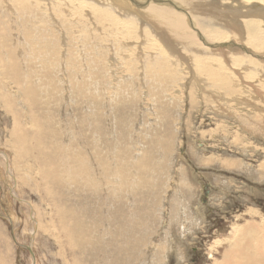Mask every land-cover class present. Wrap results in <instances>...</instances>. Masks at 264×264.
<instances>
[{
  "label": "rangeland",
  "instance_id": "374dc122",
  "mask_svg": "<svg viewBox=\"0 0 264 264\" xmlns=\"http://www.w3.org/2000/svg\"><path fill=\"white\" fill-rule=\"evenodd\" d=\"M82 1L0 0V264H264L263 17L258 58Z\"/></svg>",
  "mask_w": 264,
  "mask_h": 264
},
{
  "label": "bare ground",
  "instance_id": "6f19581e",
  "mask_svg": "<svg viewBox=\"0 0 264 264\" xmlns=\"http://www.w3.org/2000/svg\"><path fill=\"white\" fill-rule=\"evenodd\" d=\"M45 1V0H44ZM50 1V0H49ZM53 1H55V0H53ZM87 1V0H86ZM102 1V0H101ZM112 1V2H111ZM151 1H156V2H162V3H164L165 1H171L174 5H176V6H178V7H180L181 5L183 6V7H185L187 10H189V15L191 14L192 15V17L190 16V18L191 19H195V25H197L196 27H198V33L197 34H199V37L201 38H203V40H202V38H201V40L203 41V42H206V40H210L211 42L210 43H215L214 44V46H216V47H220V48H222V49H224V48H226V49H229L230 51H234V50H238V48H243V51H245V52H247V53H250V54H252V55H254L255 54V52H257L256 50L255 51H250L248 48H246L242 43L240 44V43H237L238 41L236 40L237 38L235 37V35L237 34V33H235V31H237V29H238V25H237V23H239V22H236L237 21V17H238V15H240L239 13H242V11H245V12H247V13H249V15H248V17L250 16V14H252V15H256V16H253V17H257V15H261L262 17H263V19H264V0H224V1H222V0H174V1H176V2H179V4H181V5H178V3L176 4L174 1H172V0H110V3H112L113 5H114V7H116V9L118 8V13L119 14H121L123 17H124V20L125 21H129V20H132V21H137V19L138 18H140L139 20L141 21V22H145V23H147V24H149L150 26L152 25V26H154V29H156L157 28V32H158V34H161V36H162V33L165 35V37H166V34L164 33V31H162L161 29H164V30H166L167 32H169L170 33V35H168L167 37H166V40H167V43L170 45V44H173L174 46H176V43L178 44H182L183 43V45H184V47H186V48H192V46L191 45H193V44H195L196 43V41H195V34H193V33H189V31H188V28L186 27V22H185V17L183 16V15H181V13H177V12H175L174 10H172V8L171 7H168L167 5V7L166 6H161V5H159V3L156 5V4H152V3H150ZM69 2H70V0H69ZM68 2V3H69ZM88 2V1H87ZM91 2H93V1H91ZM105 2V1H104ZM130 2V3H129ZM67 3V4H68ZM77 3L80 5H83V6H86V7H89V8H91V9H99V10H101V11H104V12H107V15H110V17H111V15H112V11L113 10H111V9H113V8H108L107 7V9H103V8H98V7H95V5L93 6L92 4H90L89 2H88V4H90V5H88L86 2H84V1H82V0H77ZM97 3V2H96ZM95 3V4H96ZM109 3V2H108ZM148 3H150L149 5H148ZM105 4V3H104ZM235 4H237V6H235ZM23 5V4H22ZM77 5V4H76ZM110 5V4H109ZM109 5H107V6H109ZM135 5H137V6H146V5H148L147 7H145V9L144 10H138L137 8L138 7H136ZM181 6V7H182ZM68 7V6H67ZM103 7V6H102ZM110 7H112L111 5H110ZM173 7V6H172ZM182 7V8H183ZM173 8H175V7H173ZM25 9H26V5H25ZM115 9V8H114ZM176 10H182L181 8L179 9V8H175ZM243 9V10H242ZM245 9V10H244ZM111 10V11H110ZM23 11V10H22ZM26 11V10H25ZM136 12V17H138V18H136L135 17V15H133L134 17H132V16H129V12L131 13V15L133 14L132 12ZM115 12H117V11H115ZM109 13V14H108ZM185 13V12H184ZM195 14H197V16L198 17H196L195 16ZM185 15V14H184ZM251 15V16H252ZM240 16H242V14L240 15ZM239 16V17H240ZM244 16H245V14H244ZM238 17V18H239ZM247 17V16H246ZM241 18V17H240ZM187 19V18H186ZM188 19H189V17H188ZM213 19H218V20H221L224 24H226V29L227 30H230L231 32L230 33H228L230 36L229 37H226V34H224L223 32L225 31V29L223 30V31H221V30H219V28L217 27H212L211 26V23L210 22H212V20ZM245 19V18H244ZM249 19V18H248ZM190 20V19H189ZM139 21V22H140ZM194 21V20H193ZM192 21V22H193ZM261 21V20H260ZM259 23H258V20L257 21H255V20H253V19H249V20H247V21H245L244 22V28H245V33H246V35H247V37L249 38V41H248V44H246L247 45V47H248V45L250 46V45H252V46H250V48H253V49H258V48H262V46H263V43H261L260 41H261V36H262V33H263V30H262V28L264 29V27H262L263 25L262 24H264V23H262L260 26L258 25ZM222 25V24H221ZM83 26V25H82ZM151 26V27H152ZM193 26V25H192ZM190 27V26H189ZM195 26H193V28H194ZM223 27L224 26H222V29H223ZM241 27V26H240ZM261 29H260V28ZM192 28V27H191ZM201 29V30H200ZM196 30V29H195ZM239 30V29H238ZM241 30V29H240ZM261 30H262V32H261ZM232 32H234V33H232ZM232 33V34H231ZM239 33V32H238ZM264 34V33H263ZM205 35V36H204ZM245 35V36H246ZM160 36V37H161ZM237 37H238V35H236ZM240 36V35H239ZM245 36L244 37H241V38H245ZM229 38H231L230 40H228ZM236 38V39H235ZM248 38H245V39H248ZM263 38V37H262ZM239 39V38H238ZM97 40V39H96ZM164 40V39H163ZM234 40H236L237 42H235ZM260 40V41H259ZM199 41V40H198ZM243 42H245L244 40H242ZM240 42V41H239ZM220 43H222V44H220ZM207 45V44H206ZM178 46V45H177ZM235 46H238V47H235ZM244 46V47H243ZM252 50V49H251ZM258 51H259V49H258ZM235 52V51H234ZM238 52H241V50L240 51H238ZM244 52V53H245ZM163 53V52H162ZM161 53V54H162ZM237 53V52H236ZM243 53V54H244ZM223 54V53H222ZM258 54V53H257ZM245 55V54H244ZM262 55H264L263 53H262ZM246 56V55H245ZM255 56L256 57H258L259 58V56L258 55H256L255 54ZM211 58V57H210ZM263 59V60H258V61H264V56L263 57H261L260 56V59ZM199 59V58H198ZM238 60H239V58H238ZM237 61V60H236ZM250 61V60H249ZM254 61V60H253ZM232 62H234V60L232 59ZM239 62V61H238ZM247 62V61H246ZM248 63V62H247ZM264 63V62H263ZM237 64V63H236ZM236 64H235V66H236ZM19 65V64H18ZM253 65V64H252ZM255 66H256V64H255ZM259 66H261V65H259ZM16 67V66H15ZM19 67V66H18ZM262 67V66H261ZM260 67V68H261ZM259 68V69H260ZM10 69H13V67L12 68H10ZM18 69V68H17ZM17 69L14 71V73L17 71ZM263 69H264V65H263ZM258 70V69H257ZM262 70V69H261ZM11 71V70H10ZM13 72V71H12ZM11 72V73H12ZM259 72H261V71H259ZM264 72V71H263ZM13 74V73H12ZM213 74V73H212ZM11 75V74H10ZM213 75H215V74H213ZM220 75V74H219ZM252 76V75H251ZM209 77V76H208ZM214 78H216L215 76H214ZM224 78V77H223ZM231 78V77H230ZM15 79V78H14ZM225 79V78H224ZM217 80V79H216ZM18 82V81H17ZM218 82H219V80H218ZM221 83H222V81H220ZM224 82V81H223ZM220 83V84H221ZM222 85H224V84H222ZM225 85H226V83H225ZM4 89V88H3ZM6 99V98H5ZM4 99V100H5ZM10 100V99H9ZM8 104H10V103H8ZM11 106V105H10ZM258 108V107H257ZM261 108V107H260ZM259 108V109H260ZM256 110V109H255ZM258 110V109H257ZM261 110V109H260ZM254 113V112H253ZM251 114V113H250ZM249 114V115H250ZM262 115V114H261ZM261 119V118H260ZM251 120H253V119H251ZM255 121V120H254ZM14 138L15 139H17V141L18 142H20V143H22L23 145V149L25 150V148H24V140H25V137H22V136H19L18 134H14ZM24 138V139H23ZM32 138H34V137H32ZM28 138H26V140H27ZM31 140H33V139H31ZM30 139H29V141H31ZM34 141H35V144L32 146V149H31V147H30V149L31 150H33V149H37L38 151H39V153H40V155H41V159L42 160H48V159H46V156H47V151H46V149H45V147H46V145H45V143H44V141H43V139H42V137L40 136V138H34ZM31 143V142H30ZM29 143V144H30ZM27 144V143H26ZM26 149H27V147H26ZM28 149H29V147H28ZM26 151V150H25ZM27 152V151H26ZM58 154H60V153H57V155ZM63 154V153H62ZM56 155V154H55ZM63 156V155H62ZM73 156V155H72ZM150 156V155H149ZM47 157H49V156H47ZM57 157V156H56ZM64 157V156H63ZM62 157V158H63ZM105 157V156H104ZM103 157V158H104ZM148 157V156H147ZM58 158V157H57ZM57 158H56V161H57ZM72 158H74V157H72ZM98 158H100V157H98ZM146 158V157H145ZM59 159V158H58ZM61 159V158H60ZM64 159V158H63ZM63 159L62 160H59L60 162L61 161H63ZM69 160V159H68ZM71 160V159H70ZM104 160V159H103ZM147 160H149V159H147ZM99 161V160H98ZM105 161V160H104ZM64 162V161H63ZM62 162V163H63ZM66 162V161H65ZM101 162V161H100ZM146 162V161H145ZM47 163H48V161H47ZM50 163V162H49ZM61 163V164H62ZM72 163V162H71ZM71 163H70V165H71ZM64 165V164H63ZM48 166V165H47ZM46 166V167H47ZM51 167H54V165L53 164H49V168H51ZM64 167V166H63ZM62 167V169H63V171H64V168ZM48 168V167H47ZM59 169V168H58ZM61 170V169H60ZM62 171V170H61ZM65 172V171H64ZM65 177V176H64ZM67 177V176H66ZM13 195V194H12ZM250 211V210H249ZM59 213L61 214L62 213V211L60 210L59 211ZM74 214H76V213H74ZM115 214V213H114ZM69 215H70V213H69ZM80 215H82V213L80 214ZM116 215V214H115ZM75 216V215H74ZM78 216V215H77ZM117 216V215H116ZM70 217H72V216H70ZM69 217V218H70ZM68 218V217H67ZM79 218V217H78ZM72 219V218H71ZM80 219V218H79ZM116 219V218H115ZM78 220V219H77ZM76 220V221H77ZM117 220V219H116ZM72 221V220H71ZM81 221V220H80ZM82 221H83V219H82ZM81 221V222H82ZM80 222V223H81ZM115 222H118V220L117 221H115ZM77 223V222H76ZM80 223H79V225H80ZM72 224L74 225V223L72 222ZM70 225V224H69ZM72 225V226H73ZM78 225V226H79ZM83 225H84V223H83ZM85 225H86V223H85ZM87 226V225H86ZM75 227V226H74ZM77 227V226H76ZM250 227V226H249ZM251 227H252V224H251ZM81 228H84V227H80L78 230L80 231V229ZM86 228V227H85ZM77 230V229H76ZM77 230V231H78ZM87 230V229H86ZM74 231V233H76L75 232V230H73ZM78 231V232H79ZM239 231V230H238ZM242 232V231H241ZM80 233V232H79ZM84 233V232H83ZM235 233V232H234ZM238 233V232H237ZM78 234V233H77ZM79 235V234H78ZM72 236H73V233H72ZM80 236V235H79ZM74 237H76V236H73V238ZM81 237V236H80ZM84 237H86L85 236V233H84ZM237 237V236H236ZM72 238V239H73ZM77 238H78V236H77ZM257 238V237H256ZM79 239V238H78ZM81 239H82V237H81ZM75 240H76V238H75ZM86 240V239H85ZM84 240V241H85ZM81 241H83V240H81ZM83 241V242H84ZM257 241H259V240H257ZM257 241L255 242H253V243H255V246H257V251L259 252V250H258V247H259V249H262V251L261 252H264V250H263V248H261L258 244H260V243H257ZM261 241L263 242L264 240H262L261 239ZM79 242H80V240H79ZM252 242V241H251ZM87 243V242H86ZM252 243V244H253ZM69 244H73V242L72 241H70L69 242ZM251 244V243H250ZM262 244V243H261ZM83 245H85V243H83ZM87 245V244H86ZM132 245V244H131ZM262 245H264V244H262ZM84 247V246H83ZM89 247V246H88ZM249 247V246H248ZM254 247V246H253ZM253 247H251V248H253ZM263 247V246H262ZM84 248H86V246L84 247ZM83 248V249H84ZM80 250V249H79ZM82 250V249H81ZM143 250V249H142ZM255 250H256V248H255ZM105 251V250H104ZM231 253V252H230ZM237 253V252H236ZM237 256V255H236ZM235 256V257H236ZM233 257V256H232ZM74 258V257H73ZM225 258V257H224ZM234 258V257H233ZM77 259V258H76ZM76 259H74V260H76ZM149 259V258H148ZM239 259V258H238ZM100 260V259H99ZM77 261L79 262L80 260H78L77 259ZM76 261V262H77ZM223 261V260H222ZM230 262V261H229ZM225 263H227V261L225 262Z\"/></svg>",
  "mask_w": 264,
  "mask_h": 264
},
{
  "label": "water",
  "instance_id": "95a60500",
  "mask_svg": "<svg viewBox=\"0 0 264 264\" xmlns=\"http://www.w3.org/2000/svg\"><path fill=\"white\" fill-rule=\"evenodd\" d=\"M164 3H168V4H170V5H172L173 7H175V8H179L178 6H176V5H174L171 1H165ZM180 9V8H179ZM202 38V37H201ZM202 40H203V38H202ZM206 44H209L210 46H214V44H210V43H208V42H205ZM12 229V228H11ZM20 246H22L23 248H25V249H27L28 250V252L30 253V255L32 256V264H34V257H33V252H32V249H31V247H30V245H22V244H19Z\"/></svg>",
  "mask_w": 264,
  "mask_h": 264
}]
</instances>
